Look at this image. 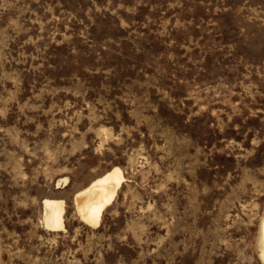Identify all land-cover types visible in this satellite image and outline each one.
Listing matches in <instances>:
<instances>
[{"label":"rangeland","instance_id":"374dc122","mask_svg":"<svg viewBox=\"0 0 264 264\" xmlns=\"http://www.w3.org/2000/svg\"><path fill=\"white\" fill-rule=\"evenodd\" d=\"M263 217L264 0H0V264H264Z\"/></svg>","mask_w":264,"mask_h":264},{"label":"bare ground","instance_id":"6f19581e","mask_svg":"<svg viewBox=\"0 0 264 264\" xmlns=\"http://www.w3.org/2000/svg\"><path fill=\"white\" fill-rule=\"evenodd\" d=\"M126 180L123 171L119 167H114L77 192L74 195V204L80 221L88 227L99 226L104 211L113 204ZM42 206V222L45 229L50 232L65 230L64 201L45 199ZM261 244L264 262V217L261 222Z\"/></svg>","mask_w":264,"mask_h":264}]
</instances>
